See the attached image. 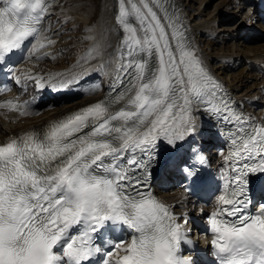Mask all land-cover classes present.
Returning <instances> with one entry per match:
<instances>
[{"label": "snow or ice", "instance_id": "1", "mask_svg": "<svg viewBox=\"0 0 264 264\" xmlns=\"http://www.w3.org/2000/svg\"><path fill=\"white\" fill-rule=\"evenodd\" d=\"M54 7L55 0H0V66L41 36ZM115 22L126 55L111 95L43 132L0 142V264H93L101 254L100 264H193L181 254L182 244H191L188 214L177 217L143 189L158 142L175 148L194 136L201 111L224 112L235 129L227 154L220 153L223 190L207 218L211 256L217 264H264V204L255 214L246 211L247 177L264 173V125L248 127L251 117L228 107L175 5L117 0ZM13 68L7 71L16 85L45 87L42 76L22 79ZM0 109L31 113L27 101L3 100ZM191 159L176 164L189 179L204 157L193 147ZM109 224L126 227L130 239L97 245Z\"/></svg>", "mask_w": 264, "mask_h": 264}, {"label": "bare ground", "instance_id": "2", "mask_svg": "<svg viewBox=\"0 0 264 264\" xmlns=\"http://www.w3.org/2000/svg\"><path fill=\"white\" fill-rule=\"evenodd\" d=\"M204 1L201 0L198 8H193L194 12L190 15H188L190 5L196 3V0H171L170 2L171 6L175 5L178 9L187 37L204 67L221 88L229 90L238 98L241 105H249L264 88L263 80L260 81L264 77V42L249 46L244 52L243 41L237 39L235 41L233 34L226 35L230 36L228 39L222 37L220 27L223 23L228 24L230 20L220 21L217 16L212 15H207L209 18L206 16L208 19H204L205 13L201 9ZM242 2L243 0H224L225 9L232 8L236 4L238 7L241 6L237 15L240 22L236 21L228 26V30L233 32L244 24L252 26L256 18L257 22H260L259 16L255 13L256 7L254 6L253 12L247 11ZM116 8L117 0H99L97 4L94 0H55V7L41 26V36L37 37L38 41L28 50L17 71V75H21L22 79V74L42 76L45 87L37 89L32 81H27L26 86L16 85L13 81L15 87L21 86L26 89L22 99L32 103L31 113L20 116L18 112L0 109V142L34 130L43 132L49 125L68 114L104 99L106 91L93 92L92 87L83 84L82 78H98L102 81L100 84L102 86L104 81L110 84L111 80L113 81L117 76L115 71L117 63L122 54L126 55V50L120 45L121 29L115 22ZM71 17H75L72 22L77 21V25L81 22L83 25V38L79 37L82 40L78 41L77 36H73L70 42L65 33H62L61 39H58L55 33L61 27V18ZM241 22L243 25H240ZM199 34L202 38H196ZM255 34L256 38L261 39L258 36L259 32ZM43 37H47L52 43L48 45L47 40L42 39ZM207 38L212 41L206 44L207 48L204 50V45L199 42ZM40 43L47 46L33 55ZM218 44L229 45L224 47V52L220 54L212 52V46ZM78 47L81 49L78 51L74 49ZM261 112H264V102L259 113ZM196 124L197 133L180 143L182 149H187L186 144L200 135H205L207 147L213 145L212 141L217 145L220 144L223 139L221 132L219 137L213 140L208 136L207 131H203L209 128V122L200 112L196 116ZM171 148L160 140L156 146V152L162 151V155L166 157L168 149Z\"/></svg>", "mask_w": 264, "mask_h": 264}, {"label": "rangeland", "instance_id": "3", "mask_svg": "<svg viewBox=\"0 0 264 264\" xmlns=\"http://www.w3.org/2000/svg\"><path fill=\"white\" fill-rule=\"evenodd\" d=\"M98 1L99 0H94L95 4H97ZM200 1L201 0H196V3H194L193 5H190L191 8H190V11H188V15H190L192 12H194L193 11L194 9L198 8ZM223 5H224V0H205L204 3H203V6L201 7V9L205 13L204 19L207 20L209 18L208 16L212 15V16H217V18L220 21L221 20H226V21L230 20V22H231V19L235 15L239 14V10H240L239 8L241 6L239 5V8H237V9H233L234 6L232 8L225 9V7ZM235 6H238V5L236 4ZM204 7H205V9H204ZM81 10L83 11V9H81ZM229 16H232V18L230 17L231 19H227ZM73 18H75V17L61 18V22H60V19H59L61 27H60L59 31H56V33H55L58 36V39L61 37L62 33H65L69 37L70 42H72V37L73 36H77V40L78 41L82 40V38H83V25H82L81 22L78 25L76 24L77 21L72 22ZM257 20L258 19L256 18L255 21L252 22V26H247V25L244 24V26H240V27L236 28V30H234V32H233V30L232 31L230 29L228 30V28H229L228 26H230V22L228 24H224L223 23L222 27H220V30H222V37H225V38L228 39L230 36H226V35L234 33L233 35H234L235 41H237V40L243 41V45L244 46H243L242 50L245 52V51H247V48H249V46H253L254 44H257L258 42H264V38H263L264 37V32H261V30L263 31L264 28L258 24ZM236 21H238L237 23L240 22V20H238V18L234 22H236ZM224 25H226V26H224ZM240 25H243L242 22H241ZM255 32L256 33L257 32L260 33V34H258V36L261 37V39L256 38L257 35L255 34ZM215 35H217V34H215ZM79 37H82V38H79ZM198 37H201L200 34L198 36H196V38H198ZM207 39H204V40L202 39L199 42L201 45H204V50L207 48L206 44H210L211 41H212L210 39L209 40H207ZM224 41L227 42V40H224ZM247 41H250L251 43L247 42ZM228 43L230 44L231 42H228ZM229 44H224V45L218 44V45L212 46V52L220 54V53L224 52V47L228 46ZM74 49L78 51V50L81 49V47H78L77 49L74 48ZM260 81H262V79H260Z\"/></svg>", "mask_w": 264, "mask_h": 264}]
</instances>
